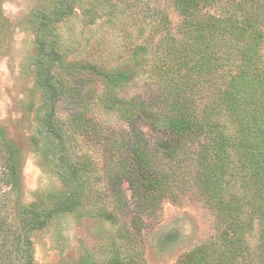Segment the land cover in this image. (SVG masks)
<instances>
[{
  "label": "rangeland",
  "instance_id": "obj_1",
  "mask_svg": "<svg viewBox=\"0 0 264 264\" xmlns=\"http://www.w3.org/2000/svg\"><path fill=\"white\" fill-rule=\"evenodd\" d=\"M62 9L69 12L61 16ZM179 20L174 0H0V127L22 155L11 212L21 220L19 200L50 214L30 230L34 264H178L219 239L221 226L189 159L169 163L181 181L151 211L127 179L142 135L156 151L168 138L142 98L161 86L150 65ZM84 63L132 76L114 85ZM51 120L61 128L59 141ZM246 242L254 255L258 221Z\"/></svg>",
  "mask_w": 264,
  "mask_h": 264
},
{
  "label": "trees",
  "instance_id": "obj_2",
  "mask_svg": "<svg viewBox=\"0 0 264 264\" xmlns=\"http://www.w3.org/2000/svg\"><path fill=\"white\" fill-rule=\"evenodd\" d=\"M174 4L177 30L159 41V62L150 65L160 90L157 85L142 98L147 108L156 109L153 119L167 129L168 138L156 151L143 134L145 142L133 145L127 179L140 205L151 211L163 198L175 196L181 181L169 163L189 159L197 188L221 229L218 240L194 247L178 264H264V0ZM61 11V16L69 12ZM80 66L114 85L132 76ZM129 123L134 126L135 118ZM49 124L61 140L60 126ZM0 153V264H34L30 230L43 227L50 214L37 215L17 200V221L11 204L21 192L22 155L3 127ZM256 221L259 243L253 255L246 233Z\"/></svg>",
  "mask_w": 264,
  "mask_h": 264
}]
</instances>
